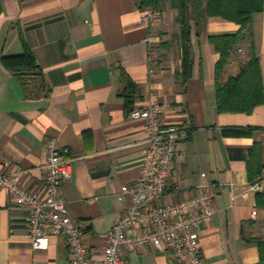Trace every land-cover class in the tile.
<instances>
[{"label":"crops","instance_id":"obj_1","mask_svg":"<svg viewBox=\"0 0 264 264\" xmlns=\"http://www.w3.org/2000/svg\"><path fill=\"white\" fill-rule=\"evenodd\" d=\"M0 5V59L27 48L44 87L27 96L0 61V172L20 173L24 188L41 193L50 146L68 148L72 173L62 195L89 256L101 259L107 235L129 206L121 188L140 175L148 144L144 121L125 112L124 73L139 88L135 110L158 103L163 125L187 130L161 202L189 199L202 183L214 190L215 213L200 227L204 264L260 262L258 247L248 239H264V208L256 202L264 185L251 182L249 170L264 171V104L250 114L217 111L216 81L225 82L246 65L249 42L231 50L217 79L220 55L209 41L236 34L238 24L210 17L203 29L194 27L192 76L183 83L177 11L169 1L154 26L141 19L138 0H0ZM249 27L264 87V8ZM229 128L257 129L235 135L225 133ZM27 234V211L0 189V264H70L64 237L35 250ZM124 260L179 264L171 252L158 253L150 245L125 250Z\"/></svg>","mask_w":264,"mask_h":264},{"label":"built area","instance_id":"obj_2","mask_svg":"<svg viewBox=\"0 0 264 264\" xmlns=\"http://www.w3.org/2000/svg\"><path fill=\"white\" fill-rule=\"evenodd\" d=\"M140 16L148 26L161 21L160 12L154 7L143 9ZM161 113L158 103H151L129 115L144 121L148 144L140 175L131 185L121 188L122 194L129 197V206L107 235L101 259L89 256L82 228L69 215L62 195L63 185L72 173L73 158L68 148L50 146L41 193L24 188L20 173L0 172V189L12 198L16 207L27 211V236L35 250H47L52 238L64 237L70 264H125V250L146 245L158 253L171 252L179 264H204L200 227L211 221L215 213V193L211 185L202 183L189 199L161 202L172 176L177 145L187 135L184 127L163 125ZM253 188L261 190L259 184Z\"/></svg>","mask_w":264,"mask_h":264},{"label":"trees","instance_id":"obj_3","mask_svg":"<svg viewBox=\"0 0 264 264\" xmlns=\"http://www.w3.org/2000/svg\"><path fill=\"white\" fill-rule=\"evenodd\" d=\"M166 1H169L171 7L177 11L175 20L179 24L177 39L182 51L181 76L183 83H186L192 76V30L194 27L196 30L203 29L206 20L210 17H220L238 24L240 30L236 34L209 37V41L214 44L220 55L215 68L216 78L222 76L231 50L245 41L249 42L247 49L249 61L237 75L228 77L225 82L216 81L217 111L219 113L250 114L255 107L263 105L264 87L261 69L255 51L253 34L249 27L252 16L263 11V0H138V8L142 11L145 8L154 7L161 14ZM0 61L8 71L17 77L27 96H36L39 92L44 91L40 69L27 48L19 55L2 56ZM121 80L123 89L120 95L124 101L125 112L129 115L135 110V104L141 100V95L138 86L130 81L124 73L121 74ZM256 129L229 128L225 130V133L251 135L252 131ZM249 180L251 182L260 181L264 185L263 167H257L254 171L249 170ZM256 202L259 207L264 208V188L256 194ZM248 242L258 247L260 251L258 264H264V239L251 237Z\"/></svg>","mask_w":264,"mask_h":264}]
</instances>
